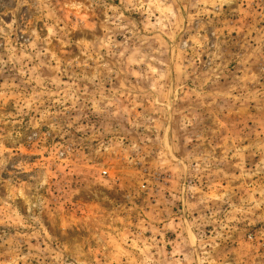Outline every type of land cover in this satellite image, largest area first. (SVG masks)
Segmentation results:
<instances>
[{
  "label": "rangeland",
  "instance_id": "1",
  "mask_svg": "<svg viewBox=\"0 0 264 264\" xmlns=\"http://www.w3.org/2000/svg\"><path fill=\"white\" fill-rule=\"evenodd\" d=\"M0 264H264V0H0Z\"/></svg>",
  "mask_w": 264,
  "mask_h": 264
}]
</instances>
